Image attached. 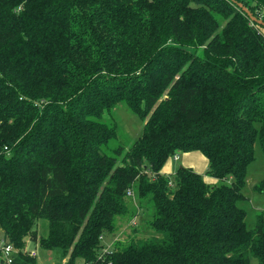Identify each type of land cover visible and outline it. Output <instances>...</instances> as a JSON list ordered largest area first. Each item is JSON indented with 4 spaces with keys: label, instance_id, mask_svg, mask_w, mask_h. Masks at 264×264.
Instances as JSON below:
<instances>
[{
    "label": "trees",
    "instance_id": "obj_1",
    "mask_svg": "<svg viewBox=\"0 0 264 264\" xmlns=\"http://www.w3.org/2000/svg\"><path fill=\"white\" fill-rule=\"evenodd\" d=\"M237 2L264 22V0H0V236L14 264H38L35 241L61 264H264V214L248 228L239 206L256 137L264 150V27ZM119 102L144 120L127 150L101 119ZM191 151L203 174L162 172ZM135 184L154 235L107 250Z\"/></svg>",
    "mask_w": 264,
    "mask_h": 264
},
{
    "label": "rangeland",
    "instance_id": "obj_2",
    "mask_svg": "<svg viewBox=\"0 0 264 264\" xmlns=\"http://www.w3.org/2000/svg\"><path fill=\"white\" fill-rule=\"evenodd\" d=\"M104 122L115 125L116 140L113 142V146L121 145L124 150L129 149L137 137L142 131L144 120L139 115L132 112L125 102H119L112 110L105 111L101 118ZM259 128V124H256ZM254 159L248 164L246 170L245 184L242 188V192L248 197L247 200L239 202V206L246 212L245 222L248 228H252L255 223L256 214H264V195L257 192L254 188L264 177V150L262 148L259 137L254 141ZM197 155L202 157L205 161L207 159L200 153ZM180 155L183 152L178 153ZM182 159L172 162L173 170L182 165ZM208 165V162H207ZM200 169L199 165H196V169ZM207 168V167H206ZM198 169V170H199ZM205 172V171H203ZM230 179H217L216 184H229ZM132 192L130 196L125 197L128 204V211L116 216L115 229L113 233L106 234L101 237L103 248L110 250L115 243L124 244L130 237H148L154 235L150 221L154 212V204L150 195L139 197L136 184L130 188ZM36 229L38 233L41 232L39 224ZM28 250L35 252V257L38 264H61L57 263V259L51 251L43 250L39 247L37 241L31 242ZM75 264H83L81 259H77Z\"/></svg>",
    "mask_w": 264,
    "mask_h": 264
},
{
    "label": "crops",
    "instance_id": "obj_3",
    "mask_svg": "<svg viewBox=\"0 0 264 264\" xmlns=\"http://www.w3.org/2000/svg\"><path fill=\"white\" fill-rule=\"evenodd\" d=\"M198 151H191V152H184L182 155L178 154V159H172L169 160L167 162V164L165 165V167L163 168V173L167 174V175H171L174 174L176 170H173L172 168V162L173 161H178L181 159V157H183L182 159V165L183 166H188L191 167L195 170L196 165H199L201 168L198 170L196 169L197 172H200L201 174H203L206 170L207 167V161H205L204 159H202V157H200L199 155H197ZM181 166V165H180ZM177 169V168H176ZM205 180H207L208 182L212 181V178L204 176Z\"/></svg>",
    "mask_w": 264,
    "mask_h": 264
},
{
    "label": "built area",
    "instance_id": "obj_4",
    "mask_svg": "<svg viewBox=\"0 0 264 264\" xmlns=\"http://www.w3.org/2000/svg\"><path fill=\"white\" fill-rule=\"evenodd\" d=\"M173 159H178V154H174ZM171 184V183H169ZM130 189L127 190V195H131ZM17 249L12 246V244L5 242V240L0 236V253L3 263L2 264H14L13 258ZM30 255H35V252L30 251ZM84 264H90L89 262H85Z\"/></svg>",
    "mask_w": 264,
    "mask_h": 264
},
{
    "label": "water",
    "instance_id": "obj_5",
    "mask_svg": "<svg viewBox=\"0 0 264 264\" xmlns=\"http://www.w3.org/2000/svg\"><path fill=\"white\" fill-rule=\"evenodd\" d=\"M237 5L242 9V11L249 17V19L253 22H256L258 25H261L264 27V22L257 18L251 11L244 5H242L241 2H237Z\"/></svg>",
    "mask_w": 264,
    "mask_h": 264
}]
</instances>
